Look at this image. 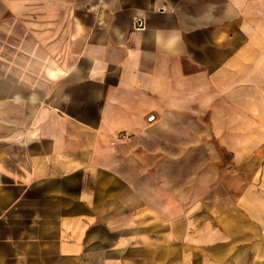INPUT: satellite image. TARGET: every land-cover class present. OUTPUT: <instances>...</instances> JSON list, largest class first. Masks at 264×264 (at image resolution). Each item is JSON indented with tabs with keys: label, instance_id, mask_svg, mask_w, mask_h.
<instances>
[{
	"label": "crops",
	"instance_id": "crops-1",
	"mask_svg": "<svg viewBox=\"0 0 264 264\" xmlns=\"http://www.w3.org/2000/svg\"><path fill=\"white\" fill-rule=\"evenodd\" d=\"M263 87L264 0H0V264H264V192L212 227L178 153Z\"/></svg>",
	"mask_w": 264,
	"mask_h": 264
},
{
	"label": "rangeland",
	"instance_id": "rangeland-1",
	"mask_svg": "<svg viewBox=\"0 0 264 264\" xmlns=\"http://www.w3.org/2000/svg\"><path fill=\"white\" fill-rule=\"evenodd\" d=\"M258 94V119H243L237 134L195 135L194 148L178 152L180 164H184L181 159L188 162L179 167V174H188L192 180L188 191L194 192L193 206L211 211L212 227L219 224L220 211L231 215L240 194L252 183L256 190L264 192V87L259 88ZM195 216L201 218L202 214Z\"/></svg>",
	"mask_w": 264,
	"mask_h": 264
}]
</instances>
